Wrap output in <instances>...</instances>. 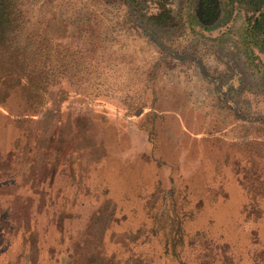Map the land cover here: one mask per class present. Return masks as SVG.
Returning a JSON list of instances; mask_svg holds the SVG:
<instances>
[{
    "label": "rangeland",
    "instance_id": "rangeland-1",
    "mask_svg": "<svg viewBox=\"0 0 264 264\" xmlns=\"http://www.w3.org/2000/svg\"><path fill=\"white\" fill-rule=\"evenodd\" d=\"M12 1L0 264H264L258 13L230 0ZM10 71L35 77L26 88Z\"/></svg>",
    "mask_w": 264,
    "mask_h": 264
},
{
    "label": "trees",
    "instance_id": "trees-1",
    "mask_svg": "<svg viewBox=\"0 0 264 264\" xmlns=\"http://www.w3.org/2000/svg\"><path fill=\"white\" fill-rule=\"evenodd\" d=\"M231 2L237 1L239 3H243L246 6V10H252L255 13H258L254 19H249V25H250V30L252 31V36L254 37H259V36H264V0H230ZM12 0H0V36L5 34L9 29H10V15L13 13V8L11 5ZM259 44V42H256ZM261 43L263 44L262 40ZM259 49L264 52V48L262 45H259ZM10 76H13L14 78L17 79V83L19 84L20 81L24 80V85H26L30 79L34 80L35 76H32V73L25 74L24 76L23 73L19 72H13L10 71L9 74ZM26 78L27 81H26ZM17 85V84H15ZM29 85L27 84L26 88H28ZM5 95L3 94V98ZM29 101V99L27 98ZM32 100V99H31ZM27 101V103H28ZM30 103V101H29ZM29 109H31L33 112H38L39 108V103H30Z\"/></svg>",
    "mask_w": 264,
    "mask_h": 264
}]
</instances>
